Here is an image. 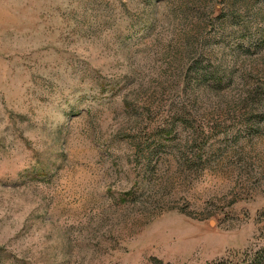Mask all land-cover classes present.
I'll return each instance as SVG.
<instances>
[{"label": "rangeland", "instance_id": "1", "mask_svg": "<svg viewBox=\"0 0 264 264\" xmlns=\"http://www.w3.org/2000/svg\"><path fill=\"white\" fill-rule=\"evenodd\" d=\"M264 264V0H0V264Z\"/></svg>", "mask_w": 264, "mask_h": 264}, {"label": "trees", "instance_id": "2", "mask_svg": "<svg viewBox=\"0 0 264 264\" xmlns=\"http://www.w3.org/2000/svg\"><path fill=\"white\" fill-rule=\"evenodd\" d=\"M217 264H225V263H217ZM250 264H256V263H250Z\"/></svg>", "mask_w": 264, "mask_h": 264}]
</instances>
